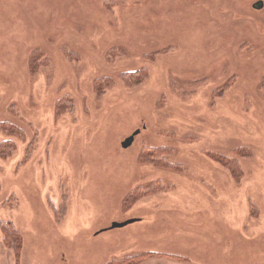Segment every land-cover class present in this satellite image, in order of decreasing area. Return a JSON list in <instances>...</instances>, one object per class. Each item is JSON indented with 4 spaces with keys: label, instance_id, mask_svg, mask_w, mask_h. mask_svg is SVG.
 Masks as SVG:
<instances>
[{
    "label": "rangeland",
    "instance_id": "374dc122",
    "mask_svg": "<svg viewBox=\"0 0 264 264\" xmlns=\"http://www.w3.org/2000/svg\"><path fill=\"white\" fill-rule=\"evenodd\" d=\"M255 1L0 0V122L36 136L18 169L26 143L0 133L15 144L0 158V225L21 234L19 264L147 251L137 264H264V0L260 10ZM141 67L149 78L126 88L122 74ZM104 77L112 89L93 87ZM65 95L74 105L61 102L56 117ZM146 147L168 148L158 156L178 169L138 164ZM212 154L236 160L240 180ZM153 181L162 187L121 207ZM0 264H16L1 231Z\"/></svg>",
    "mask_w": 264,
    "mask_h": 264
},
{
    "label": "trees",
    "instance_id": "16d2710c",
    "mask_svg": "<svg viewBox=\"0 0 264 264\" xmlns=\"http://www.w3.org/2000/svg\"><path fill=\"white\" fill-rule=\"evenodd\" d=\"M164 51L165 50H160L159 52H164ZM29 53H30L29 55L30 57L28 59H30L34 54L39 53V51L34 49L33 51L32 50L29 51ZM154 56H156L155 53H149L145 57H147V59L151 58L153 60L155 58ZM122 75L124 77L127 76L126 79L122 77L121 79L122 84L128 89H135V88H139L146 81V79L149 78V71L147 68L141 67L139 68V70L129 71L127 73H123ZM123 78L125 79V81ZM233 80H234V76H228L221 84H219L213 90V95L215 97H221L222 96L221 91L225 89L227 86H228L227 89L231 87L233 85L232 84ZM102 82L106 83L105 86L107 87V90L113 88L114 81L112 78H109V77L95 78L92 81V85L93 87H99L100 83ZM94 91H96L95 97L97 99H101L104 96L102 92L97 91L95 89ZM63 101H67L68 103H70L71 104L70 107H73L74 105L73 104L74 101L69 96L65 95V96L58 98L57 101L55 102L56 117L61 115L58 109H59V104ZM160 104L161 102L160 100H158L157 106L159 107ZM0 133L7 138L15 137L19 139L20 141L26 143L23 157L17 163V168L19 169L23 164H25V162H27L28 158L32 156L33 153L35 152V149L33 148V144H34V140L36 139V136H34L32 139H30V141L27 142L26 133L23 130V128L9 121L0 122ZM14 150H15V144L11 139H5V140L0 141V158L1 159L8 158L13 153ZM245 150L246 149L243 148L240 150V152L244 153ZM168 151L169 149L165 147L142 148L141 151H139L137 154L136 161L138 164L145 165V166L147 165V166L158 167L162 169L176 170L178 169L177 167H175L174 165H172L165 159H162L160 158V156H158V154H161L164 152L167 153ZM211 157L215 162H218L219 164H221L222 167L225 168L229 172L233 181L237 182L240 180V178L242 177L243 171L239 163L236 160L230 157L224 156V155H216V154H212ZM160 186L162 187V185L158 181H153L149 185L138 187L135 189H130L123 196L122 201H121V207L123 209L131 208L135 203H137L144 196L148 195L151 192H154L155 190H158ZM0 188H1V185H0ZM11 198L15 200V197L12 196L6 202L10 203V201L12 200ZM61 217H63L62 214L57 215L56 217L57 222H60L62 220ZM0 231L2 234L4 245L14 253L15 263L19 264V254H20V251L22 250V244H23L21 234L19 233V231L15 228V226L12 223L1 224ZM155 253H157L158 255L175 256L174 254L172 255L170 253H160V252H155ZM150 254H154V252L147 251V252H142L139 254L124 256L121 258H114V259L107 260L104 264H137L140 259H143L144 257Z\"/></svg>",
    "mask_w": 264,
    "mask_h": 264
},
{
    "label": "water",
    "instance_id": "95a60500",
    "mask_svg": "<svg viewBox=\"0 0 264 264\" xmlns=\"http://www.w3.org/2000/svg\"><path fill=\"white\" fill-rule=\"evenodd\" d=\"M134 136H135V133H132V134H131V135H130V136H129L124 142H123V146H124V147L129 146V145L132 143ZM133 221H134V219H133V220L125 221V222H123V223H114V224H112V225L110 226V228L121 227V226H124V225H126V224H128V223H132Z\"/></svg>",
    "mask_w": 264,
    "mask_h": 264
},
{
    "label": "flooded vegetation",
    "instance_id": "af4514ba",
    "mask_svg": "<svg viewBox=\"0 0 264 264\" xmlns=\"http://www.w3.org/2000/svg\"><path fill=\"white\" fill-rule=\"evenodd\" d=\"M253 6L255 8H257L258 10H260L261 7L263 6V1L262 0H256L255 2H253Z\"/></svg>",
    "mask_w": 264,
    "mask_h": 264
}]
</instances>
